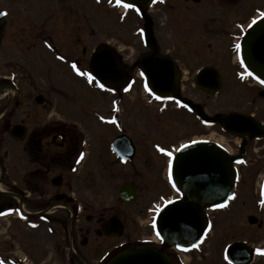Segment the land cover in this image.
<instances>
[{
    "label": "flooded vegetation",
    "instance_id": "flooded-vegetation-1",
    "mask_svg": "<svg viewBox=\"0 0 264 264\" xmlns=\"http://www.w3.org/2000/svg\"><path fill=\"white\" fill-rule=\"evenodd\" d=\"M99 2L109 6L108 0ZM139 6L140 12L143 11L147 15L144 20L133 9L124 8L122 14L118 12L120 23L121 19L125 22L128 21L127 18H134L133 29L128 31V36L131 39L135 38L137 43V46H128L133 51L132 54H123L119 50V63L124 67L128 77L124 86L133 89L145 86L146 80L140 75L138 62L144 54L153 53L155 50L156 56L148 59L157 60L162 84L175 88L174 90L169 89L163 94L172 95V98L151 97L152 99H148L140 95L135 97V101L138 99L144 106L156 105V112L159 116H163L167 112L181 116L182 127L187 125L192 128L197 123L202 130L207 132L205 136L213 134L221 140L226 137L232 139L234 146L224 143L223 147L231 157L239 155L242 148L243 157L237 165V181L245 189H251L249 181H253L254 174H257L254 169L251 171V167L254 166L251 156L254 155L257 157V161L261 162L264 159V85L253 75L248 74L244 62H241L243 61L241 46L243 36L250 28L249 25H254L253 21L256 22L264 17V0H155V3L153 0H143ZM147 26L151 28L155 40L156 47L154 48L144 45L143 34L146 32ZM46 36L39 33L36 40H44L45 46L43 47L52 51L54 49L48 42L50 36ZM237 44L240 45L239 49L236 47ZM8 62L0 64L2 71L7 70V74L0 75V262L3 264H103L109 257L101 259L97 255V248L89 244L91 239L97 240L101 237L99 226L104 219L98 216V202L96 201L90 207L85 206L65 188L64 176L61 171L51 176L54 166L53 158L63 154L61 152L64 150L67 140V128L62 124L52 126L51 121L48 120L49 112H46L41 119L25 110L26 120H33L32 123L20 119L19 111L22 106L20 72L16 62H12V60L11 64ZM200 73L204 75L200 76ZM197 82L220 88L231 84L242 88L248 87L253 91L255 89L256 98H252L250 102L251 106L255 104V111L235 110L242 114L243 118L230 123L231 126L238 127L236 134H239L241 138L224 132L220 123L203 125L196 118V113L189 111L186 105L179 104V98H186L201 106L210 118L216 114L229 112H211V107L218 103L211 100L213 96L198 89ZM9 92L11 97L8 95ZM109 92L108 95L111 99L108 111L113 118L112 122H114L116 102L123 104L124 98L128 95L124 93L125 91ZM31 100L37 106L45 104L42 95L34 96ZM4 101L7 103L5 107ZM223 101H220L223 104L220 105L221 107L224 106ZM256 101L258 105H256ZM175 127L180 128V126ZM114 128L112 129L115 130ZM162 130L167 134L174 132L171 126H164ZM120 134H126L132 141V144L120 142L117 146L116 152L119 156L124 158L132 156L127 161H122L111 150V142ZM190 134L192 133H189L187 139H176L171 142L158 140L161 139L160 137L153 141L151 137L154 153H150L147 150L146 142L144 147L139 146L138 140L121 130L110 137L104 155L108 164L121 168L127 167L129 173L135 174L139 181L142 180L140 168L147 166L153 168L155 164L153 161L156 160L159 165L162 162L163 177L161 178H164L166 182V166L171 157L167 153L173 154L179 146L197 138ZM254 134H262L263 137L252 138ZM203 138L212 139L211 137ZM53 147L58 152H53ZM160 148H164L165 151L161 152ZM85 153L84 141L81 140L76 153L79 163H82L87 157L84 155ZM154 157H158V159L155 160ZM23 159H26L30 166L28 170L22 171L24 184L30 188L29 196L34 194L35 197L44 199L41 206L29 210L22 205V198L26 197L25 191L20 189L17 183L20 161ZM94 174L95 177L98 176L96 173ZM159 175L161 176V174ZM257 177L255 185L257 187L254 190L252 188L249 193L259 199L262 196L261 183L264 180V170L258 173ZM91 179L93 180V177ZM92 186L96 196L98 187L95 184ZM123 186L133 188L138 199L139 189L136 185L126 183ZM166 187L170 192H166L165 195L159 194L160 202L180 197L175 190L169 187L167 182ZM68 195L75 197L69 205L64 203L67 199L65 196ZM182 200L185 199L182 198ZM155 206L158 205L155 204ZM255 209L257 214L264 216V210L260 207ZM156 213L157 211L154 209L153 214L156 215ZM111 217L117 216L112 215ZM69 218H71L70 221ZM256 223H258V219ZM212 232L211 224V229L207 235L203 236L191 254L193 252L196 255L199 254L196 256L198 258L208 256L205 247ZM37 236L46 237L48 240L45 241L48 244L37 241ZM237 241L242 240H230L223 245L220 251V264H229L224 260L223 250L227 245ZM77 242L81 249L87 248L88 245L91 246L92 253H83L80 248H76ZM146 243L151 242L146 240ZM45 246L51 249V254L38 253L42 252ZM157 248L166 254L167 248L161 242ZM170 257L173 262L179 264L178 258ZM181 261L185 262L183 258Z\"/></svg>",
    "mask_w": 264,
    "mask_h": 264
},
{
    "label": "rangeland",
    "instance_id": "rangeland-1",
    "mask_svg": "<svg viewBox=\"0 0 264 264\" xmlns=\"http://www.w3.org/2000/svg\"><path fill=\"white\" fill-rule=\"evenodd\" d=\"M99 1L0 0V12L6 13L0 15V64L7 61L10 63L11 60L18 64L22 102L19 111L20 119L32 123L33 120H26L25 110L41 119L46 112H49L48 120L51 121L52 126L62 124L67 128V140L61 152L63 154L53 158L54 166L51 176L61 171L65 188L72 192L78 201L88 207L97 201L98 216L106 219L115 215L123 222L124 232L121 237L101 236L97 240L91 239L89 244L95 246L97 255L102 257L106 255V252L118 251L127 245H134L136 241L143 238L153 237L151 214L153 210L150 209L154 207L153 203L159 204V194L165 195L170 191L166 187L164 178H161L163 163L159 165L156 160L158 157H154L156 161H153L155 163L153 168L149 166L140 168L142 180L139 181L135 174L129 173L127 167L121 168L108 164L104 155L108 140L116 134L112 126L106 122L111 97L102 88L88 82L87 75L80 73H89L86 68L90 52L96 46L110 43L120 49L123 54H132L133 51L128 46H137V43L135 38L131 39L128 36V31L133 29L134 18H127L128 21L120 23L117 11ZM39 33L42 36H50L48 38L51 40L49 39L48 42L54 51H48L43 47L44 40H36ZM134 42L135 44H132ZM73 64L76 68H73ZM1 71L0 69V75L7 74V70ZM132 89L129 88L128 92H125L128 97H125L121 107H118L119 118L126 132L138 140L139 146L144 147L146 142L150 153H154L152 143L159 137L161 139L158 140L171 142L176 139H187L189 133H192L190 135L194 137H211L223 144L234 146L230 138L221 140L213 134L205 136L207 132L197 123L192 128L187 125L182 127V117L172 112L159 116L156 105L144 106L138 99L135 101L136 96L146 93L140 88ZM255 93V89L253 91L248 87L242 88L228 84L211 98L219 104H215L218 107L215 105L211 107V112L255 111V104L250 105L251 99L256 98ZM8 95L11 97L10 92ZM37 95L44 97L43 106L33 104L31 98ZM147 98L150 97L147 96ZM221 100H224L223 107L220 106L223 105L220 103ZM3 104L4 107L7 105L5 101ZM256 105H258L257 101ZM164 126H171L174 132L165 133L162 130ZM85 138L86 153L84 155L87 157L83 163L76 166V153L79 150L80 141H84ZM52 150L58 152L54 147ZM251 157L254 161L251 171L254 169L257 172L253 176V181H249L251 189L247 190L238 184L236 193L226 208L212 215L213 232L205 247L208 256L200 255L202 257L198 258L196 256L199 254L196 255L194 252L181 255L171 248L166 250L167 254L175 256L178 260L183 258L185 264H220L221 248L230 240L240 239L246 240L250 245H264V216L255 212L257 197L249 193L252 188L254 190L257 187L255 186L258 180L257 175L264 170V159L261 162L257 161L254 155ZM29 167L26 159L20 161V173L17 180L19 188L25 191L26 197L22 198V205L28 210L37 208L44 202L43 198L35 197L34 194L29 196L30 188L24 184L22 178V171L28 170ZM94 173L98 176L95 177ZM126 183H133L139 189L138 199L129 204L121 202L118 198V189ZM92 184L98 187L96 196ZM250 215L256 216L258 223L249 225L247 219ZM38 240L48 244L45 241L48 240L46 237L37 236ZM125 241L127 243H124ZM75 247L80 248L78 242ZM91 249L92 247L88 245L81 251L91 254ZM38 253L51 254L52 251L45 246L43 251ZM256 264H264V261H257Z\"/></svg>",
    "mask_w": 264,
    "mask_h": 264
},
{
    "label": "water",
    "instance_id": "water-1",
    "mask_svg": "<svg viewBox=\"0 0 264 264\" xmlns=\"http://www.w3.org/2000/svg\"><path fill=\"white\" fill-rule=\"evenodd\" d=\"M142 0H137L140 3ZM147 45L155 46L151 32L146 33ZM153 56H155L153 54ZM243 57L247 68L261 81H264V19L250 29L243 40ZM149 87L156 94L157 90L165 89L159 84L157 61L146 62ZM153 63V64H152ZM91 74L109 88L122 85L125 75L118 63L117 56L108 46H100L92 55L90 62ZM117 81L119 84H115ZM198 87L209 93H214L218 88H208L198 84ZM190 105V103H189ZM197 113L203 120L206 118ZM123 140L119 137L116 141ZM115 141V142H116ZM235 170L231 167V159L215 144L209 142H195L179 149L171 164V184L182 192L187 198L186 202L171 201L166 203L159 211L156 223V235L163 238L166 246L181 245L178 248H189L200 237L205 228L206 220L200 210V205L214 208L227 203L231 195L235 179ZM121 196L128 198L122 190ZM254 222V219H250ZM107 236H121L122 226L115 219H109L100 225ZM106 264H173L169 257L160 253L154 247H130L112 257Z\"/></svg>",
    "mask_w": 264,
    "mask_h": 264
},
{
    "label": "snow or ice",
    "instance_id": "snow-or-ice-1",
    "mask_svg": "<svg viewBox=\"0 0 264 264\" xmlns=\"http://www.w3.org/2000/svg\"><path fill=\"white\" fill-rule=\"evenodd\" d=\"M116 3L118 4V5H123V7L124 8H126V9H133L135 12H137V13H139L140 12V8L139 7H137V5L135 4V3H125L124 2V0H116ZM153 3H155V0H153ZM6 13H4V12H0V15H5ZM253 23H255V21H253ZM249 27H251V25H249ZM141 31H143V30H141ZM236 47H237V49H239L240 48V45L239 44H237L236 45ZM61 59H63V57H61ZM241 62H243V61H241ZM73 68H76V65L75 64H73ZM78 72L80 71L78 68L76 69ZM81 75H87L88 77H89V82L91 83V82H93V80L95 79L93 76H92V74L91 73H80ZM249 75H252V73L251 72H249L248 73ZM257 79H259V77H257ZM261 83H264V81H261ZM99 87L100 88H105V85L103 84V83H100L99 84ZM109 91H115V89H108ZM125 91H127L128 90V88H125L124 89ZM149 91L151 92L152 90L151 89H149ZM153 95H156L154 92L152 93ZM162 98H166V97H159V96H157V99H162ZM101 119H104V117H101ZM207 123V122H206ZM159 147V146H158ZM181 147H184L183 145L181 146ZM160 151L161 152H164L165 151V149L164 148H160ZM167 155L168 156H171L172 155V153L171 152H168L167 153ZM171 164H172V162L171 161H169V176H170V178H171ZM175 186V185H174ZM234 195V194H233ZM170 203V202H169ZM220 207H223V205H219ZM155 211H157V212H159L160 211V206L158 205L157 206V208L155 209ZM153 224H154V226H155V221H153ZM209 227H211V225H209ZM160 235V233L159 232H157V236H159ZM161 239H163L162 237H161ZM177 247H181V245H177ZM257 251L259 252V251H261L260 249H257ZM0 264H3V262H0Z\"/></svg>",
    "mask_w": 264,
    "mask_h": 264
},
{
    "label": "bare ground",
    "instance_id": "bare-ground-1",
    "mask_svg": "<svg viewBox=\"0 0 264 264\" xmlns=\"http://www.w3.org/2000/svg\"><path fill=\"white\" fill-rule=\"evenodd\" d=\"M241 138V137H240ZM83 163V162H82Z\"/></svg>",
    "mask_w": 264,
    "mask_h": 264
}]
</instances>
